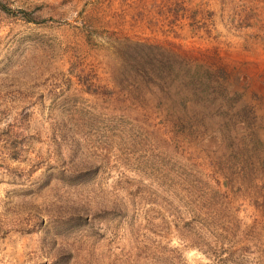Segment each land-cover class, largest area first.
<instances>
[{"label":"rangeland","instance_id":"rangeland-1","mask_svg":"<svg viewBox=\"0 0 264 264\" xmlns=\"http://www.w3.org/2000/svg\"><path fill=\"white\" fill-rule=\"evenodd\" d=\"M0 3V264H264V0Z\"/></svg>","mask_w":264,"mask_h":264},{"label":"trees","instance_id":"trees-1","mask_svg":"<svg viewBox=\"0 0 264 264\" xmlns=\"http://www.w3.org/2000/svg\"><path fill=\"white\" fill-rule=\"evenodd\" d=\"M0 10L1 11H3V12H6V13H8V9H7V7L6 6H3L1 3H0ZM194 76H190V78H193ZM205 80V79H204ZM201 81H203V80H201Z\"/></svg>","mask_w":264,"mask_h":264}]
</instances>
